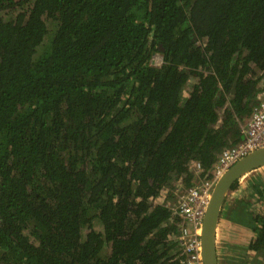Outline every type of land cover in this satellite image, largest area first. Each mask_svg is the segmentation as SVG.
Returning a JSON list of instances; mask_svg holds the SVG:
<instances>
[{"label":"trees","instance_id":"obj_1","mask_svg":"<svg viewBox=\"0 0 264 264\" xmlns=\"http://www.w3.org/2000/svg\"><path fill=\"white\" fill-rule=\"evenodd\" d=\"M262 90L264 0H0V264H182L174 202ZM221 215L264 264V167Z\"/></svg>","mask_w":264,"mask_h":264},{"label":"built area","instance_id":"obj_2","mask_svg":"<svg viewBox=\"0 0 264 264\" xmlns=\"http://www.w3.org/2000/svg\"><path fill=\"white\" fill-rule=\"evenodd\" d=\"M242 131L244 139L222 151L213 176L182 193L175 203L173 213L182 216L184 220L178 236L181 254L184 256L182 264H204L201 253L202 223L216 181L242 157L264 147V90L260 92L251 118ZM200 167L201 164H197V168Z\"/></svg>","mask_w":264,"mask_h":264},{"label":"water","instance_id":"obj_3","mask_svg":"<svg viewBox=\"0 0 264 264\" xmlns=\"http://www.w3.org/2000/svg\"><path fill=\"white\" fill-rule=\"evenodd\" d=\"M263 167L264 147H261L238 160L216 181L202 223L201 253L204 264H225L222 255L226 250L219 244L220 222L223 220L221 211L225 199L231 194V188L236 181L243 185L251 173Z\"/></svg>","mask_w":264,"mask_h":264},{"label":"rangeland","instance_id":"obj_4","mask_svg":"<svg viewBox=\"0 0 264 264\" xmlns=\"http://www.w3.org/2000/svg\"><path fill=\"white\" fill-rule=\"evenodd\" d=\"M162 60H163V58H162L161 53H156L153 55V58H152L153 64L159 66ZM247 227L248 226H244V225L240 226V224H235V226L233 227L234 235L238 236L240 234L241 230L246 232ZM97 228L100 229V226ZM242 239L243 238L239 239V241H243ZM241 246H243V245H241ZM225 250H226V252L222 255L223 256V262H225V264L234 263V260L232 259V255L230 254L232 247L229 245V241H228V244H226Z\"/></svg>","mask_w":264,"mask_h":264},{"label":"crops","instance_id":"obj_5","mask_svg":"<svg viewBox=\"0 0 264 264\" xmlns=\"http://www.w3.org/2000/svg\"><path fill=\"white\" fill-rule=\"evenodd\" d=\"M226 228H227V222L222 220V222L220 223V232H219L220 242L219 244L221 243L225 249H226V246L224 245L226 244V242L229 241V233H227Z\"/></svg>","mask_w":264,"mask_h":264},{"label":"flooded vegetation","instance_id":"obj_6","mask_svg":"<svg viewBox=\"0 0 264 264\" xmlns=\"http://www.w3.org/2000/svg\"><path fill=\"white\" fill-rule=\"evenodd\" d=\"M176 202H174L175 204ZM240 238H243V241H245L246 245L249 244L250 241H252L254 238H255V233L253 231V228H248L247 227V230H246V235L243 236V235H240ZM181 256L183 257L184 259V256L181 254Z\"/></svg>","mask_w":264,"mask_h":264},{"label":"clouds","instance_id":"obj_7","mask_svg":"<svg viewBox=\"0 0 264 264\" xmlns=\"http://www.w3.org/2000/svg\"><path fill=\"white\" fill-rule=\"evenodd\" d=\"M156 53H157V52H156ZM156 53H155V54H156ZM158 53H159V52H158ZM161 55H162V54H161Z\"/></svg>","mask_w":264,"mask_h":264}]
</instances>
